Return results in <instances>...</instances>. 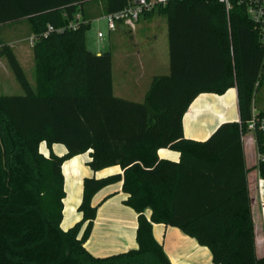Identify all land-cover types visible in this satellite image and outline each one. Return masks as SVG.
<instances>
[{
    "label": "trees",
    "instance_id": "1",
    "mask_svg": "<svg viewBox=\"0 0 264 264\" xmlns=\"http://www.w3.org/2000/svg\"><path fill=\"white\" fill-rule=\"evenodd\" d=\"M93 0H0V26L27 20L35 56L36 87L13 48L1 39L24 95L0 96V264H172L155 238L165 224L207 247L215 264H264L256 252L244 142L255 96L264 83V46L245 9L228 17L219 0H168L154 11L168 18L169 75L154 78L146 100L113 93L112 53L88 48ZM129 0H105L106 15ZM82 22L77 30L52 31ZM237 88L240 120L225 122L205 141L185 137L184 116L203 93ZM264 117V115H259ZM45 142L51 154L40 146ZM54 144L68 153L57 156ZM264 154V136L257 133ZM181 153L164 160L159 150ZM92 150L94 172L120 166L123 174L86 178L83 219L62 228L66 198L63 165ZM264 180V161L257 166ZM123 182L124 204L139 214L138 247L109 257L88 251L98 212L94 197ZM151 210L150 219L146 211Z\"/></svg>",
    "mask_w": 264,
    "mask_h": 264
},
{
    "label": "crops",
    "instance_id": "2",
    "mask_svg": "<svg viewBox=\"0 0 264 264\" xmlns=\"http://www.w3.org/2000/svg\"><path fill=\"white\" fill-rule=\"evenodd\" d=\"M84 10L85 17L92 23L99 21L106 16L105 0L90 1ZM0 30L8 40L6 44L13 48L24 70L26 64L33 65V58L35 64L33 46L30 44L33 50L32 58L31 49L22 44L34 36L27 20L2 25ZM27 32L30 33L27 37L16 39L18 34L22 35ZM110 37L113 38L110 43V52L112 53L114 95L134 102H141L138 99L146 100L154 78L169 75L171 71L168 18L158 13L150 18L144 16L136 24L135 29L121 26L117 31H112ZM164 43L169 48L168 64L167 61H162L160 53ZM95 51L99 55L105 52L100 47H97ZM4 59L7 60L0 57V69L3 70L0 75L3 76L5 73L6 76L11 77L12 74L7 72L6 64L2 62ZM163 70L164 75L160 73ZM253 115H264V83L255 96ZM239 120L237 88H231L223 95L203 93L193 101L184 116L185 137L196 141H205L221 124ZM247 146L253 149L256 144L248 139L244 142V149L249 169L250 193L253 200L252 212L256 227V252L258 258H262L264 257V180L261 179L257 169V158H254L252 154V159H250ZM40 150L46 157L51 154V150L45 142L41 144ZM52 152L63 157L68 153V149L63 144H54ZM92 152L89 150L84 154L75 156L63 165L67 194L64 200L65 208L62 222L64 230L70 229L83 219V215L78 209L83 200L84 180L86 178L96 177L100 179L123 174L120 166L94 172L88 165L92 160ZM158 154L164 160L180 161L181 159L180 152L169 148L160 149ZM125 199L126 194L123 192L122 181L105 187L94 197L93 204L99 208L91 236L86 243V248L94 256L109 257L138 247L139 214L124 204ZM146 216L150 219L151 210L146 211ZM153 232L172 264H215L210 250L201 246L196 239L184 234L179 228L165 224H154Z\"/></svg>",
    "mask_w": 264,
    "mask_h": 264
},
{
    "label": "built area",
    "instance_id": "3",
    "mask_svg": "<svg viewBox=\"0 0 264 264\" xmlns=\"http://www.w3.org/2000/svg\"><path fill=\"white\" fill-rule=\"evenodd\" d=\"M168 0H129L128 5L120 10L119 12L108 14L105 19L108 22L109 30L117 31L119 27L125 26L130 29H135L136 24L141 20L142 17L146 16L147 13L154 11L159 5L166 4ZM226 7L228 17L230 16L234 3L245 9L247 16L254 22L256 28L260 31L261 42L264 46V0H219ZM82 22V16L77 15L75 22L69 24L66 28H60L55 30L53 27H49L48 32L43 34L47 37L52 31L64 32L67 29L77 30L80 23ZM99 38L103 37L102 33L98 34ZM37 37L32 36L29 39L31 45H34ZM260 132L264 136V117L259 115H253V119L249 124V132L242 135V140H252L257 147V166L260 162L264 161V154H261L258 150L257 144V133ZM264 205V203H263Z\"/></svg>",
    "mask_w": 264,
    "mask_h": 264
},
{
    "label": "rangeland",
    "instance_id": "4",
    "mask_svg": "<svg viewBox=\"0 0 264 264\" xmlns=\"http://www.w3.org/2000/svg\"><path fill=\"white\" fill-rule=\"evenodd\" d=\"M163 29L165 30L164 26H163ZM99 33L103 34L102 38L98 37ZM29 34H30L29 32L24 33L22 35L18 34L16 36V39L25 38ZM110 34H111V31L109 30L108 22L104 17L101 18L99 21H94L92 23V27H91L90 31L88 32V48H89V50L96 53L95 49L97 47H100V49L103 48V51H105V52L111 51L110 43H111L113 38L111 39ZM1 39L5 43L8 42L6 36L2 33V31H1ZM163 40H165V38H163ZM22 44L31 49L29 41L23 42ZM97 45H99V46H97ZM160 53H161L162 61L163 62L167 61V64H168V62H169V48H168V46L165 45V43L162 44V48L160 50ZM31 54H32V58H33V50L32 49H31ZM2 62H4V64H6L5 68H6V70H8L7 72H10L12 75H11V77L6 76L5 73L3 76L0 75V79H1L0 80V96L24 95L25 91L21 87V85L18 83V81L16 80L14 73L12 72L7 60L4 59ZM25 71H26L27 77L30 80L32 86L35 88L36 87V74H35L34 58H33V65L29 66L28 64H26ZM1 72H3V70L0 69V73ZM160 73H163L162 75H164L165 72L163 70ZM138 101H141L143 103L145 100L138 99ZM247 148H248V156H250V159H252V154H253L254 158H257L256 146L253 149H252V147H249V146H247Z\"/></svg>",
    "mask_w": 264,
    "mask_h": 264
}]
</instances>
